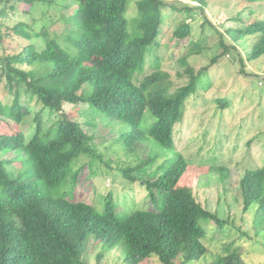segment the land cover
<instances>
[{
	"label": "trees",
	"instance_id": "obj_1",
	"mask_svg": "<svg viewBox=\"0 0 264 264\" xmlns=\"http://www.w3.org/2000/svg\"><path fill=\"white\" fill-rule=\"evenodd\" d=\"M132 1L62 0L67 5L63 8H73L64 18L68 27L62 37L71 51L55 38L46 39L44 48L37 50L29 43L32 35L24 23L4 25L8 13L18 6L31 8L49 0H0V83L11 97L9 104L0 100V125L4 120L23 124L30 111L20 101L22 92L40 104L31 120L30 139L21 131L0 132V264H85L82 254L92 236L106 251L122 243L126 264L153 257L161 264H176L182 257L184 264L208 251L200 218L218 227L229 224L200 203L190 187L180 185L187 162L174 151V126L182 118L186 101L208 80L209 67L196 72L187 63L188 57L202 52L203 38L189 41L190 52L180 58L184 75L173 91L168 75L161 72L150 82L138 80L147 57L155 58L163 9L170 4L135 0V15L128 18ZM194 9L183 11L193 17ZM191 34V27L184 23L174 32L179 41ZM40 35L47 38L46 33ZM250 38L251 44L247 43ZM218 46L222 53L210 65L229 53L241 63L243 56L247 61L264 56V16L244 28L226 29ZM155 87L160 95L152 98L149 89ZM64 104L86 105L90 120L85 124L95 128L98 120L116 131L114 142L128 154L138 147L148 149L147 158L133 167L112 169L130 186L118 193L109 190L100 207L73 200L85 166L75 167L89 159L86 166L91 169L102 158L92 135L66 115ZM44 112L57 118L48 130L43 129ZM12 151L24 160L19 155L3 158ZM25 162L27 168L21 170ZM12 165L17 166L16 172L9 169ZM238 188L243 213L256 206L264 215V164L245 170ZM141 200L142 207L137 205ZM238 259L236 253L228 252L213 264H240Z\"/></svg>",
	"mask_w": 264,
	"mask_h": 264
},
{
	"label": "rangeland",
	"instance_id": "obj_2",
	"mask_svg": "<svg viewBox=\"0 0 264 264\" xmlns=\"http://www.w3.org/2000/svg\"><path fill=\"white\" fill-rule=\"evenodd\" d=\"M170 6L163 9V24L158 38L159 46L155 58L147 57L143 71L137 75L138 80L150 82L158 72L168 75L172 83L171 91L178 87L185 67L180 58L190 52V40H199L202 52L188 57V65L196 72L209 67L206 83L198 92L186 101L180 122L173 129L174 151L181 154L187 162V169L180 180L181 186L192 189L196 199L209 211L219 215L229 224L218 227L215 222L200 218L198 220L205 235L202 239L207 253L197 260L184 264H213L228 252L236 253L240 264H264V215L255 206L248 214L242 211V199L238 184L245 170L264 164V56L255 61H239L236 54H226L216 64L210 65L211 59L222 53L218 43L220 34L231 27L244 28L245 24L259 20L264 16V1L248 2L246 0H165ZM135 0L127 12V17L135 15ZM62 0H49L28 8L18 6L10 11L5 26L21 22L32 35L29 43L37 50L45 46L46 39H57L64 48H73L62 42L68 25L64 18L68 17L73 8ZM2 4L0 5V8ZM175 8V10L172 9ZM195 8L193 17H189L183 8ZM203 13H201V9ZM28 11L26 13L25 11ZM191 14V15H192ZM241 18L245 24L235 21ZM191 27L190 38L179 41L174 32L180 24ZM4 30V29H3ZM46 33L47 38L40 34ZM25 44V40H21ZM251 44V38L247 40ZM200 50V49H199ZM155 88L149 89V96L157 98L160 94ZM157 93V94H156ZM156 94V95H155ZM0 100L4 104L11 102L3 82L0 83ZM21 103L30 111L21 126L4 120L0 132L13 134L23 132L25 138H31L34 125L31 123L33 114L40 109L35 98L21 93ZM227 103H224V102ZM227 104V105H226ZM63 111L70 118L76 119L82 129L92 135L93 143L102 161L97 160L92 168L87 167L89 159H83L75 168L85 167L79 174L78 184L73 192V200L100 207L102 197L113 190L130 185L117 172V167H133L139 160L147 158L148 149L138 147L132 153L114 142L117 132L96 121V127L85 124L90 117L86 116V105H63ZM44 112L43 129L53 127L56 116L47 117ZM117 130V129H116ZM152 143V141H151ZM16 155L23 161L18 151L6 154L4 159H12ZM137 159V160H136ZM164 158L159 159L158 162ZM15 165L9 169L16 170ZM27 168L23 163L21 170ZM220 169L226 171L220 172ZM113 174V175H112ZM227 175V177H223ZM144 176H139L142 178ZM223 177V178H222ZM125 184V185H124ZM143 201L137 205L141 207ZM125 248L122 243L106 251L103 243L96 242L92 236L82 254L85 264H126ZM182 257L176 260L181 264ZM139 264H161L156 257L141 261Z\"/></svg>",
	"mask_w": 264,
	"mask_h": 264
}]
</instances>
